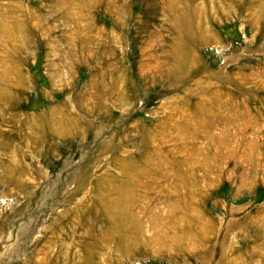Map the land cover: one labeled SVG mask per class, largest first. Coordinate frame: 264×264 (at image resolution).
Wrapping results in <instances>:
<instances>
[{
	"label": "rangeland",
	"instance_id": "obj_1",
	"mask_svg": "<svg viewBox=\"0 0 264 264\" xmlns=\"http://www.w3.org/2000/svg\"><path fill=\"white\" fill-rule=\"evenodd\" d=\"M0 264H264V0H0Z\"/></svg>",
	"mask_w": 264,
	"mask_h": 264
}]
</instances>
